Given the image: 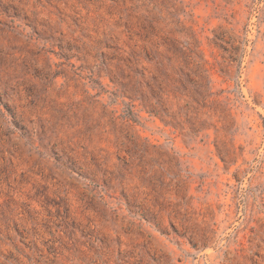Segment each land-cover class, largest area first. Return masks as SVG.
<instances>
[{
	"label": "rangeland",
	"instance_id": "rangeland-1",
	"mask_svg": "<svg viewBox=\"0 0 264 264\" xmlns=\"http://www.w3.org/2000/svg\"><path fill=\"white\" fill-rule=\"evenodd\" d=\"M0 264H264V0H0Z\"/></svg>",
	"mask_w": 264,
	"mask_h": 264
}]
</instances>
